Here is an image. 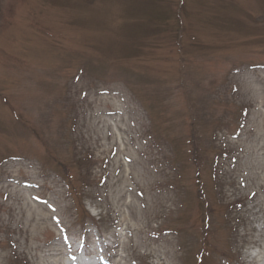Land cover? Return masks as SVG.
Returning a JSON list of instances; mask_svg holds the SVG:
<instances>
[{
	"label": "rangeland",
	"instance_id": "obj_1",
	"mask_svg": "<svg viewBox=\"0 0 264 264\" xmlns=\"http://www.w3.org/2000/svg\"><path fill=\"white\" fill-rule=\"evenodd\" d=\"M93 257L264 264V0H0V264Z\"/></svg>",
	"mask_w": 264,
	"mask_h": 264
}]
</instances>
